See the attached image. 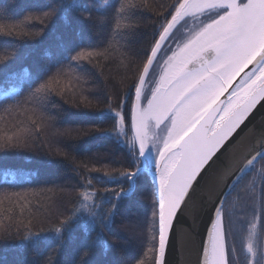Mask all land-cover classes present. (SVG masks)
Here are the masks:
<instances>
[{
  "label": "snow or ice",
  "instance_id": "1",
  "mask_svg": "<svg viewBox=\"0 0 264 264\" xmlns=\"http://www.w3.org/2000/svg\"><path fill=\"white\" fill-rule=\"evenodd\" d=\"M140 8H148V0H115L114 3L95 0L94 7L80 0H58L42 15L44 20L51 21L60 13L77 11L96 27L98 34L106 28L109 30L110 39L103 50L65 47V65L80 68L84 62L98 66V57L107 59L116 53L127 57L123 49L130 46L140 26L134 18V10ZM157 18L148 49L141 50L143 56L139 62L131 61L136 75L128 88L135 99L127 127L123 109L128 92L123 93L117 105L119 110L112 109L111 99L107 102L106 111L112 113L115 123L105 131L127 147L128 167L104 172L98 182L109 186L102 190L96 188L86 171L71 214L58 218L50 228L34 230L31 209L26 222L21 219L27 208L23 198L9 200L8 205L0 198V240L15 235L28 242L36 258L30 264H60L58 257L65 238L72 233L82 209L88 213V221L83 225L85 235L98 228L99 242L106 254L110 246L118 243L117 237L113 236L111 241L107 237L120 202L137 190L141 177L150 171L156 176L157 199L151 211L147 252L155 258V264H164L178 211L189 209L195 217L202 206L194 200L198 178L210 162L215 164L220 159L218 153L225 149L257 105L264 102V0H172L165 11L157 13ZM0 33L28 35L15 27L5 31L3 25ZM17 54L9 51L0 55V69ZM63 67L46 79L37 77L33 81L36 86L30 88L23 103L15 102L18 108L24 104L35 106L31 111L36 118L28 117L32 128H38L47 118L42 111L36 113L51 96H63V88L71 91L76 86L70 81L61 87L59 76ZM71 75L72 81L83 80L75 72ZM11 108L9 105L5 111ZM19 133L0 136V141H4L0 146L24 147L31 134L26 127L19 129ZM236 156L228 149L212 182L201 193L204 203L214 205V221L204 249L205 264H240L241 256L244 264H264V224L261 223L264 132L254 141L252 151L234 167ZM84 167L87 169V165ZM249 174L251 179L241 188ZM219 185L223 189L217 194L215 188ZM241 192L251 198L253 215L243 221L238 255L235 241L229 243L228 237L233 223L230 218ZM228 197L232 198L231 206ZM225 213L229 217L227 223ZM39 242H44L46 250L37 247ZM93 255V246L87 245L71 264H110L103 258L91 259Z\"/></svg>",
  "mask_w": 264,
  "mask_h": 264
},
{
  "label": "trees",
  "instance_id": "2",
  "mask_svg": "<svg viewBox=\"0 0 264 264\" xmlns=\"http://www.w3.org/2000/svg\"><path fill=\"white\" fill-rule=\"evenodd\" d=\"M80 2L95 6V0ZM57 3L58 0H0V25L5 31L15 27L28 33L13 36L0 33V55L18 52L15 59L0 69V89L4 90L3 83L14 84L16 77L24 78L20 79L22 82L17 85L18 92L14 96L0 98V136L20 134L19 129L26 127L32 137L26 140L24 147L0 146V198H4L5 205L9 200L23 198L27 208L21 219L26 222L28 209H31L34 230L50 228L58 218L71 214L86 171L96 188L102 190L109 186L98 182L104 172L128 167L127 147L118 142L114 134L105 131L112 129L115 123L112 113L106 111L107 102L111 99L112 109L119 110L117 105L123 93L128 92L123 109L127 127L134 101L128 86L136 75L131 61L139 62L143 56L141 50L148 49L153 40L154 24L158 22L157 13L165 11L172 0H148V8L134 10V18L140 26L130 46L123 49L127 57L119 53L109 55L107 59L98 57V66L84 62L80 68L65 65V47L103 50L110 39L109 30L106 28L98 34L96 27L77 11H68L66 15L60 13L51 21L44 20L42 13ZM62 66L61 87L70 81L76 86L71 91L63 88V96H51L45 107L36 113L39 115L42 111L47 118L38 128H32L28 117L32 116L31 109L35 106L24 104L18 108L15 102L23 103L30 88L36 86L33 81L37 77L46 79L57 74ZM73 72L82 75L83 80L72 81ZM9 105H12L11 110L5 111ZM155 199L156 192L145 174L139 180L137 190L119 204L107 237L109 241L113 236L117 237L118 243L110 246L106 254L99 242L98 228L85 235L83 225L88 221V213L82 209L72 233L65 238L58 257L60 264H71L78 258L81 248L87 245L93 246V260L103 258L110 264H137L143 260L144 264H155V258L147 252ZM27 245L28 242L15 235L0 240V264H22L24 261L30 264L36 258ZM37 247L46 250L44 242H39Z\"/></svg>",
  "mask_w": 264,
  "mask_h": 264
},
{
  "label": "water",
  "instance_id": "3",
  "mask_svg": "<svg viewBox=\"0 0 264 264\" xmlns=\"http://www.w3.org/2000/svg\"><path fill=\"white\" fill-rule=\"evenodd\" d=\"M262 132H264V102L257 105L252 115L237 131L225 149L218 153L220 159L215 164L210 162V166L198 178L199 187L194 195V200L202 206L195 217L189 209L178 211L164 264H205L207 257L204 249L214 221V205L204 203L205 197L201 193L212 182L217 166L228 155V149L237 154L235 167L241 157L252 151L254 141L260 137ZM146 174L150 177L156 190V176L151 171ZM222 189L223 185L217 186L215 193L219 194ZM228 191L231 189L229 188ZM217 198L218 195L214 196V199Z\"/></svg>",
  "mask_w": 264,
  "mask_h": 264
},
{
  "label": "flooded vegetation",
  "instance_id": "4",
  "mask_svg": "<svg viewBox=\"0 0 264 264\" xmlns=\"http://www.w3.org/2000/svg\"><path fill=\"white\" fill-rule=\"evenodd\" d=\"M249 179H251V174H249L244 178V181L241 184V188L243 187L244 184L248 182ZM261 187H264V182L261 183ZM232 195L235 196L236 193H233ZM240 197L241 199L236 204L234 215L230 218L233 221V223L228 237L229 243L235 241L238 255L240 254V240L243 232V221L250 219L251 216L253 215L251 198L248 197L244 192L240 193ZM231 200L232 198L228 197L229 206H231ZM261 217H262L261 223L264 224V211L261 212ZM228 220L229 217L227 213H225L226 223L228 222ZM240 264H244V260L242 256H241Z\"/></svg>",
  "mask_w": 264,
  "mask_h": 264
},
{
  "label": "rangeland",
  "instance_id": "5",
  "mask_svg": "<svg viewBox=\"0 0 264 264\" xmlns=\"http://www.w3.org/2000/svg\"><path fill=\"white\" fill-rule=\"evenodd\" d=\"M20 79H24V78H22V77L21 78L16 77L15 78V81H14V84L13 83H10V84L3 83L2 85H5V86L3 87L4 90L3 89L2 90L0 89V98L1 97H4V96H7V97L8 96H10V97L14 96L16 94V92H18V86L17 85L20 84V82H22V80H20ZM130 135H131V132H129V136ZM149 180L151 181L150 177H149ZM151 184H152V188H154V190H155V186L152 183V181H151ZM155 192H156V190H155ZM156 196H157V194H156Z\"/></svg>",
  "mask_w": 264,
  "mask_h": 264
}]
</instances>
